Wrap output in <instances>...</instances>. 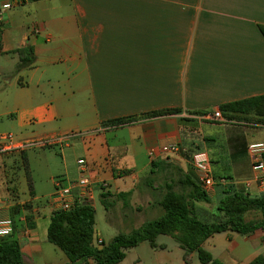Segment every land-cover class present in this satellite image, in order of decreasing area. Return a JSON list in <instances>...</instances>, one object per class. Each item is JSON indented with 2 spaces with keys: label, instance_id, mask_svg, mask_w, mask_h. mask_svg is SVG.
<instances>
[{
  "label": "crops",
  "instance_id": "0c3cea01",
  "mask_svg": "<svg viewBox=\"0 0 264 264\" xmlns=\"http://www.w3.org/2000/svg\"><path fill=\"white\" fill-rule=\"evenodd\" d=\"M0 24V79L6 82L0 109L10 107L0 119L17 129L12 144L0 137V147H8L0 153V217L13 220L25 264L69 263L48 247L47 231L59 210L55 179L78 180L79 160L87 162L92 203L96 212V203L103 207L109 228L129 216L161 218L169 186L185 194L193 190L189 181L199 186L192 165L198 150L209 154L216 179L212 203L193 202L200 220L222 218V192L246 191L244 183L256 176L248 147L264 143V124L253 115L228 120L221 107L264 96V0H24L5 11ZM25 48L33 51L31 66L21 62ZM172 109L180 113L145 116ZM218 111L225 123L213 119ZM126 118L136 120L111 123ZM91 131L97 132L65 147L17 149ZM174 144L178 154L150 159V150ZM246 192L258 196L264 188L254 183ZM249 214L247 222L261 219ZM99 234L102 243L100 224ZM156 244L128 249L119 264H174L182 257L190 264L198 257L185 261L169 236ZM202 248L221 264L228 253L229 264H251L264 257V232L216 234ZM129 251L134 255L127 261Z\"/></svg>",
  "mask_w": 264,
  "mask_h": 264
},
{
  "label": "trees",
  "instance_id": "16d2710c",
  "mask_svg": "<svg viewBox=\"0 0 264 264\" xmlns=\"http://www.w3.org/2000/svg\"><path fill=\"white\" fill-rule=\"evenodd\" d=\"M260 29L264 35V27ZM1 35L2 25L0 24V38ZM19 55L23 66L33 64L34 57L31 48L20 50ZM221 111L224 117L231 121L253 115L264 124V96L223 105ZM178 113L180 110L172 109L149 113L145 116L157 117ZM135 120L136 118L117 119L111 123L124 125ZM189 183L193 187L189 194L178 193L173 187H168L166 195L159 203L164 210L161 218L148 221L131 233L118 234L108 243L103 241L101 243L103 249L93 245L97 212L89 200L76 202L70 210L53 212L47 231L48 241L66 254L69 259L68 264H88L90 260L96 264H119L125 259L128 249L135 248L144 242L157 247V238L164 235L174 239L185 251V261L188 262L192 253H197L202 264H221L213 258L211 253L202 248L206 240L216 234L226 232L242 236L258 230L264 232V192L253 197L254 195L246 191H238L235 187L225 189L217 204L222 218L217 219V222H207L196 216L193 202L210 204L212 200L193 181ZM122 196L128 197V195H119L118 198ZM250 212L259 213L261 219L247 222L245 216ZM0 264H25L20 245L12 236L0 238ZM251 264H264V257H258Z\"/></svg>",
  "mask_w": 264,
  "mask_h": 264
},
{
  "label": "built area",
  "instance_id": "2783aa9c",
  "mask_svg": "<svg viewBox=\"0 0 264 264\" xmlns=\"http://www.w3.org/2000/svg\"><path fill=\"white\" fill-rule=\"evenodd\" d=\"M24 0H12L8 3L0 5V19L5 11L11 10L15 7L21 6ZM38 32V29L35 30ZM214 120L226 122L223 120L221 113L218 111L215 113ZM97 131H91L87 133L77 132L70 133L65 136L48 137L41 140H35L26 142L19 145L17 149L29 150V149H41L54 146L65 147L68 146L73 140L84 138L89 135H94ZM3 140L9 141L12 144L13 136H3ZM8 147H0V153L5 152ZM181 151V147L178 144L167 145L160 148L159 152L155 150L149 151V157L153 161L159 154H178ZM249 154L252 158V169L256 176L253 180L245 182V190L248 191L256 183L259 187L264 188V143H253L248 147ZM78 165L81 167V174L78 180L71 182L58 178L55 179V200L59 210H70L76 202L81 203L83 201L94 199V183L88 174L87 162L85 160H79ZM192 165L198 176V183L200 189L210 196L216 187V179L212 171V163L209 154L205 150H198L192 154ZM102 188L107 189V183H101ZM76 191V192H75ZM14 231V222L10 218L0 217V238H6L12 236Z\"/></svg>",
  "mask_w": 264,
  "mask_h": 264
},
{
  "label": "rangeland",
  "instance_id": "374dc122",
  "mask_svg": "<svg viewBox=\"0 0 264 264\" xmlns=\"http://www.w3.org/2000/svg\"><path fill=\"white\" fill-rule=\"evenodd\" d=\"M10 82V81H8ZM6 82L5 80H2L0 79V89L2 88H5V87H2L3 85L5 86ZM2 95V93H1ZM1 99V98H0ZM6 109H0V112H4V111H7L8 108L10 107H5ZM3 122V123H2ZM4 122H6V117H3L0 119V137H3V136H9L12 134V136H16L17 135V129L16 131L13 130V127L11 125H6L4 124ZM215 130H218L217 128H215ZM213 154V153H211ZM97 204V213H98V216H99V220H100V229H101V232H102V238L104 239V241L106 243H108L112 238H114V236L118 235V234H121V233H131L132 231L138 229L140 226H142L144 223L150 221L153 217H150L149 215L147 214H140L137 218V220H134L135 218H133L132 216H129L128 219H126L125 221H122L120 223H118V227L119 228H109L107 227L105 221H104V218H103V207L99 204V203H96ZM213 207H215V203H213L211 206H208L209 209H213ZM213 214H217V212L213 213ZM253 218V215L251 214H247L245 216V220H250ZM205 221L207 222H217V219L215 218H209V219H205ZM48 247H50L51 249H54L55 251H58L59 253H61V255H63V257H65V259H67L66 257V254L61 252L57 247H55L53 244L49 243L47 244ZM132 255V256H131ZM134 255V252H131L129 251L128 253V260L127 261H130L131 257H133ZM222 258L225 260L222 261L224 262L223 264H229V262H232L230 261L231 259V255L230 253L228 254H225L222 256ZM228 261V262H227ZM56 264H62L60 261H58ZM89 264H96L94 261L89 262ZM174 264H185L184 260H183V257L178 259L176 258L175 259V262ZM190 264H202L198 257H196V259L192 260V262ZM232 264V263H230Z\"/></svg>",
  "mask_w": 264,
  "mask_h": 264
},
{
  "label": "water",
  "instance_id": "95a60500",
  "mask_svg": "<svg viewBox=\"0 0 264 264\" xmlns=\"http://www.w3.org/2000/svg\"><path fill=\"white\" fill-rule=\"evenodd\" d=\"M257 197V196H253ZM88 203H86L87 205ZM93 245L95 247H100V249H103V245H101L100 241V234H99V220L97 214L95 215V225H94V236H93Z\"/></svg>",
  "mask_w": 264,
  "mask_h": 264
}]
</instances>
